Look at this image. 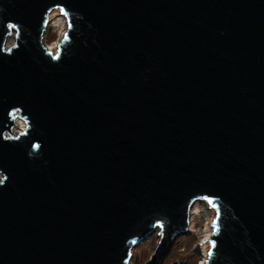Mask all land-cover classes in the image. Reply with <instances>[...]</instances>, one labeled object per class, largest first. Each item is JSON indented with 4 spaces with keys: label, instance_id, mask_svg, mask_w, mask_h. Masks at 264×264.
<instances>
[{
    "label": "water",
    "instance_id": "obj_1",
    "mask_svg": "<svg viewBox=\"0 0 264 264\" xmlns=\"http://www.w3.org/2000/svg\"><path fill=\"white\" fill-rule=\"evenodd\" d=\"M195 201L264 264V0H0V264H161Z\"/></svg>",
    "mask_w": 264,
    "mask_h": 264
},
{
    "label": "rangeland",
    "instance_id": "obj_2",
    "mask_svg": "<svg viewBox=\"0 0 264 264\" xmlns=\"http://www.w3.org/2000/svg\"><path fill=\"white\" fill-rule=\"evenodd\" d=\"M60 33L61 28L59 26H48L45 33V43L52 44L55 41H59L58 39L61 37ZM194 222L195 227L192 230L186 234H180L175 238L162 264H172L180 260H184V264H200L202 255L198 244L203 239L202 229L205 222L202 216L195 217ZM158 238V231H155L133 248L132 264H145L151 257L158 243Z\"/></svg>",
    "mask_w": 264,
    "mask_h": 264
},
{
    "label": "bare ground",
    "instance_id": "obj_3",
    "mask_svg": "<svg viewBox=\"0 0 264 264\" xmlns=\"http://www.w3.org/2000/svg\"><path fill=\"white\" fill-rule=\"evenodd\" d=\"M48 26H59L61 28V33L60 35L66 31L67 29V23L65 20V17L62 15V13L58 9H54L49 16V22ZM59 40V39H58ZM12 39L10 40V42ZM47 48L50 51L55 52L57 50V44L58 41L53 42L52 44H47ZM16 127V128H15ZM14 127V130L12 131L13 135H16L20 131H22L25 127L24 122L22 120H18L17 125ZM202 216L204 218V225H203V239L202 241L198 244V248L201 252L202 258L200 261V264H206V258L208 256V251L210 249V243L208 238L212 235L213 233V227H212V222L215 217V210L213 207L209 206L206 202L204 201H195L193 205L190 208V220H189V226L188 230H192L195 227V222L194 219L195 217ZM129 264H132V260H130Z\"/></svg>",
    "mask_w": 264,
    "mask_h": 264
},
{
    "label": "flooded vegetation",
    "instance_id": "obj_4",
    "mask_svg": "<svg viewBox=\"0 0 264 264\" xmlns=\"http://www.w3.org/2000/svg\"><path fill=\"white\" fill-rule=\"evenodd\" d=\"M143 240H144V239H143ZM167 253H168V252H167ZM167 253H166V254H167ZM164 257H165V256H164ZM164 257H163V259H164ZM163 259H162V261H163ZM161 264H162V262H161Z\"/></svg>",
    "mask_w": 264,
    "mask_h": 264
},
{
    "label": "built area",
    "instance_id": "obj_5",
    "mask_svg": "<svg viewBox=\"0 0 264 264\" xmlns=\"http://www.w3.org/2000/svg\"><path fill=\"white\" fill-rule=\"evenodd\" d=\"M202 202V201H201ZM204 202H206V201H204ZM207 203V202H206ZM208 204V203H207ZM209 205V204H208ZM209 206H211V205H209ZM212 207V206H211Z\"/></svg>",
    "mask_w": 264,
    "mask_h": 264
},
{
    "label": "snow or ice",
    "instance_id": "obj_6",
    "mask_svg": "<svg viewBox=\"0 0 264 264\" xmlns=\"http://www.w3.org/2000/svg\"><path fill=\"white\" fill-rule=\"evenodd\" d=\"M209 255H211V252L209 251Z\"/></svg>",
    "mask_w": 264,
    "mask_h": 264
}]
</instances>
